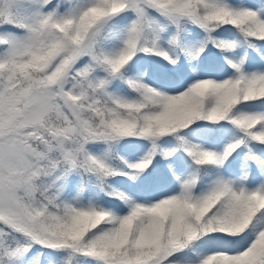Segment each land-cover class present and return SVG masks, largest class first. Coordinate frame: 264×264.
<instances>
[{
	"label": "snow or ice",
	"instance_id": "snow-or-ice-1",
	"mask_svg": "<svg viewBox=\"0 0 264 264\" xmlns=\"http://www.w3.org/2000/svg\"><path fill=\"white\" fill-rule=\"evenodd\" d=\"M0 264H264V0H0Z\"/></svg>",
	"mask_w": 264,
	"mask_h": 264
}]
</instances>
